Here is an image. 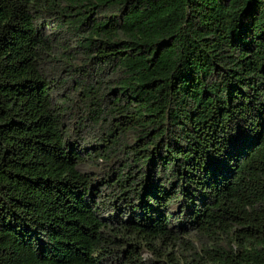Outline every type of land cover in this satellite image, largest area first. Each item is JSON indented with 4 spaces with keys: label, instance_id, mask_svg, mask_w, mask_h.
<instances>
[{
    "label": "trees",
    "instance_id": "1",
    "mask_svg": "<svg viewBox=\"0 0 264 264\" xmlns=\"http://www.w3.org/2000/svg\"><path fill=\"white\" fill-rule=\"evenodd\" d=\"M0 264H264V0H0Z\"/></svg>",
    "mask_w": 264,
    "mask_h": 264
},
{
    "label": "rangeland",
    "instance_id": "2",
    "mask_svg": "<svg viewBox=\"0 0 264 264\" xmlns=\"http://www.w3.org/2000/svg\"><path fill=\"white\" fill-rule=\"evenodd\" d=\"M144 257L147 259V258H151L152 257V255H151V253L150 252H144Z\"/></svg>",
    "mask_w": 264,
    "mask_h": 264
}]
</instances>
